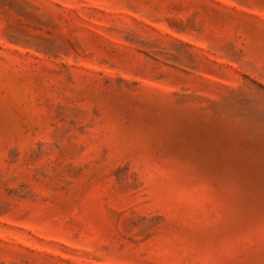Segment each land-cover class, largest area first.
<instances>
[{
	"label": "rangeland",
	"instance_id": "374dc122",
	"mask_svg": "<svg viewBox=\"0 0 264 264\" xmlns=\"http://www.w3.org/2000/svg\"><path fill=\"white\" fill-rule=\"evenodd\" d=\"M0 264H264V0H0Z\"/></svg>",
	"mask_w": 264,
	"mask_h": 264
}]
</instances>
